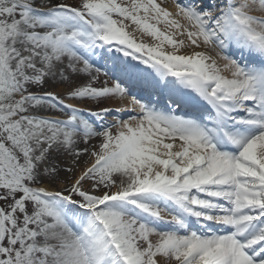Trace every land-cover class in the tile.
<instances>
[{"label": "snow or ice", "instance_id": "snow-or-ice-1", "mask_svg": "<svg viewBox=\"0 0 264 264\" xmlns=\"http://www.w3.org/2000/svg\"><path fill=\"white\" fill-rule=\"evenodd\" d=\"M0 264H264V0H0Z\"/></svg>", "mask_w": 264, "mask_h": 264}, {"label": "bare ground", "instance_id": "bare-ground-1", "mask_svg": "<svg viewBox=\"0 0 264 264\" xmlns=\"http://www.w3.org/2000/svg\"><path fill=\"white\" fill-rule=\"evenodd\" d=\"M169 4H170V1H169Z\"/></svg>", "mask_w": 264, "mask_h": 264}, {"label": "rangeland", "instance_id": "rangeland-1", "mask_svg": "<svg viewBox=\"0 0 264 264\" xmlns=\"http://www.w3.org/2000/svg\"><path fill=\"white\" fill-rule=\"evenodd\" d=\"M170 1V0H169Z\"/></svg>", "mask_w": 264, "mask_h": 264}]
</instances>
